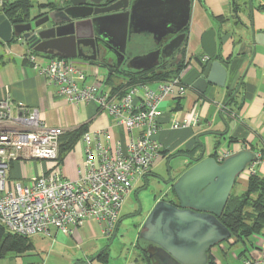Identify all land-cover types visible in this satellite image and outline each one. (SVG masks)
<instances>
[{
    "label": "crops",
    "instance_id": "1",
    "mask_svg": "<svg viewBox=\"0 0 264 264\" xmlns=\"http://www.w3.org/2000/svg\"><path fill=\"white\" fill-rule=\"evenodd\" d=\"M191 1L184 55L185 68L181 71L188 91L184 97L168 99L159 107L160 130L155 140L162 145V149L152 172L135 187V190L142 188L140 198L145 204L144 218H147L160 200L177 203L172 184L195 165V160L215 156L218 161V156L223 150L231 153L228 157L247 150L254 154L264 153V0ZM46 4H40L35 12L33 4L30 19L45 12L48 8L41 6ZM216 18H222L223 22L219 23ZM209 30L216 32L215 59L222 62L228 77L224 88L209 86L207 92L202 94L192 86L202 75L198 59L207 58L203 51L202 38ZM140 37L152 36L133 34L127 49L129 59L148 53L137 42ZM29 49L28 44L21 38L10 44L0 45L2 55L0 99L7 94L13 103H23L30 108L38 109L42 121L48 127L66 131L86 127L88 132L107 129L112 135V147L118 140L125 141L127 134L124 130L117 126L116 121L108 114L100 111L97 105L71 104L60 97L57 86L41 77L37 68L24 59ZM181 51L169 59H173L175 65L183 58ZM73 60L86 72L89 68L88 84L102 82L110 91H114L120 85L124 86L125 80L121 78L114 79L115 88L108 84L107 81L112 74L105 67L98 68L85 61ZM122 69L131 70L127 65ZM100 70L106 73L103 78L98 76ZM92 74H95V80H90ZM239 86L240 90L234 96ZM177 122L183 123L185 127L174 129ZM83 161V145L78 142L61 163L66 178L77 180L82 171ZM34 163L30 171L28 169L26 171V165L29 164L27 163L24 170L15 172L16 176L31 179L38 175L42 164ZM164 165H168V171L157 172ZM46 166L50 168L53 165L47 163ZM257 175L264 178V166L259 169ZM250 178L242 172L236 179L231 195L243 196L249 189ZM168 181H171V184H168ZM163 193H166V198L163 197ZM122 215L123 211L121 217ZM118 229L111 239H107L108 241L116 238ZM100 237L102 234L99 225L86 222L74 237L53 231L51 239L58 244L59 250H68L80 247L83 243H91ZM142 244L139 239L138 246H143ZM242 252L245 254L240 257ZM97 253L88 254L86 263L94 261ZM211 255L215 258L216 264H243L244 261L264 264V228L243 243H236V239L232 238L213 249ZM64 257L69 262H75L74 264H83L76 262V257L68 254ZM136 258L135 260L139 262L141 259V264H144L140 255ZM138 262L136 263L139 264Z\"/></svg>",
    "mask_w": 264,
    "mask_h": 264
},
{
    "label": "built area",
    "instance_id": "2",
    "mask_svg": "<svg viewBox=\"0 0 264 264\" xmlns=\"http://www.w3.org/2000/svg\"><path fill=\"white\" fill-rule=\"evenodd\" d=\"M24 59L57 86L60 97L71 104L97 105L127 138L112 147L109 130L85 133L79 140L84 154L80 177L69 180L59 161L60 138L68 131L48 127L38 109L13 103L6 94L0 99V226L24 237L52 238L53 231L74 237L86 222H94L102 237L111 239L126 198L152 172L160 155L162 145L155 136L160 130L161 103L182 98L188 91L183 74L167 82H125L110 91L102 82L88 84L87 72L73 59L49 58L29 50ZM184 127L177 122L173 128ZM230 155L223 150L218 161ZM34 162L42 164L38 175L31 179L15 175ZM262 166L264 153H255L244 173L255 176Z\"/></svg>",
    "mask_w": 264,
    "mask_h": 264
},
{
    "label": "water",
    "instance_id": "3",
    "mask_svg": "<svg viewBox=\"0 0 264 264\" xmlns=\"http://www.w3.org/2000/svg\"><path fill=\"white\" fill-rule=\"evenodd\" d=\"M67 1L69 7L21 25L12 24L0 6V45L21 38L38 54L81 58L113 74L125 64L131 36L151 35L162 49L127 62L133 71L148 72L160 66L161 57L169 60L183 46V30L189 24L192 5L191 0H117L98 9L87 3L99 5L101 0ZM215 37L216 32L209 30L202 38L207 62L198 59L202 75L192 86L202 94L209 86L224 88L228 77L222 62L215 59ZM89 42L98 56L89 57L78 51L80 44L88 47ZM254 160L255 154L247 150L222 163L214 157L194 161L195 165L172 184L177 203L158 201L142 225L139 239L148 243L152 264H208L212 250L232 237L220 218L237 177Z\"/></svg>",
    "mask_w": 264,
    "mask_h": 264
},
{
    "label": "trees",
    "instance_id": "4",
    "mask_svg": "<svg viewBox=\"0 0 264 264\" xmlns=\"http://www.w3.org/2000/svg\"><path fill=\"white\" fill-rule=\"evenodd\" d=\"M1 7L3 14L14 25L26 24L30 21L31 10L33 8L31 0H3ZM41 7L53 10L56 5L46 4ZM216 21L222 23L223 19L216 18ZM187 29L188 27L183 30L186 34V39L179 50H182L183 58L178 64L175 65L172 59L166 60V62L162 63L160 67L148 72H136L122 69L115 71L114 74L109 76L107 81L108 84L115 88L114 79L120 78L124 79L128 85L137 83L167 82L175 79L185 68L184 55ZM16 39L18 38L13 39L12 42H15ZM29 51L38 54L31 49H29ZM47 57L52 58L50 56ZM1 60L2 55L0 54V61ZM87 132L86 127H81L73 131H68L61 136L59 145L60 163L63 162L65 155L74 149L81 137ZM220 221L230 230L232 233L231 239L235 238L236 243H243L253 234L260 233L264 228V178L259 175L252 176L249 182V189L243 196L235 197L231 195ZM34 249L31 238L7 232L0 226V260L24 256L27 253L34 251ZM244 254L245 252H242L239 256L242 257ZM105 256V260L103 259V256H99L97 259L107 263L108 251ZM210 263L216 264L215 258L211 254Z\"/></svg>",
    "mask_w": 264,
    "mask_h": 264
},
{
    "label": "rangeland",
    "instance_id": "5",
    "mask_svg": "<svg viewBox=\"0 0 264 264\" xmlns=\"http://www.w3.org/2000/svg\"><path fill=\"white\" fill-rule=\"evenodd\" d=\"M14 1V0H9ZM34 4L35 12L38 9L40 4H46L49 2H59L60 0H31ZM3 0H0V5H2ZM139 45H141L145 52L152 51L156 44L152 37H140L137 39ZM89 71V68H88ZM87 71V72H88ZM90 73V72H89ZM105 72L100 70L99 78H103L105 76ZM90 80H95V74L90 76ZM117 88H121L120 86ZM116 88V89H117ZM39 162H37L38 164ZM35 163H33L34 165ZM40 164V163H39ZM26 171H30L32 167V163L26 165ZM168 165L161 166L157 172L164 173L168 171ZM17 175V173H15ZM12 175L10 178H13ZM238 192V189H236ZM163 197L166 198V193H163ZM133 200L132 196H128L125 200L124 208H123V215L120 218L119 222V229L117 232V236L112 241H108L105 238H97L91 243H83L80 247L73 248V249H63L59 250L58 244L53 241V239L44 237L42 235H34L31 238L32 243L34 245V251L27 253L24 256L19 257H12L0 260V264H74L75 262H69L65 255H69L72 257H76V262H82L83 264L88 262L86 261V256L95 255L98 251L104 250L109 248L108 252V261L104 263L98 259L92 261L89 264H137L138 262L136 257L138 255H142L138 249L137 245L139 243V233L141 230V223L144 219L143 217L133 219L132 214L134 213L133 210ZM145 214V213H144ZM115 235V234H114ZM85 244V245H84ZM107 249L103 252H100L99 256H103L104 260L106 258L105 254ZM64 254V255H63ZM219 254V253H218ZM97 257V258H98ZM219 257L222 258L221 254ZM141 264V259L138 262ZM88 264V263H86Z\"/></svg>",
    "mask_w": 264,
    "mask_h": 264
},
{
    "label": "flooded vegetation",
    "instance_id": "6",
    "mask_svg": "<svg viewBox=\"0 0 264 264\" xmlns=\"http://www.w3.org/2000/svg\"><path fill=\"white\" fill-rule=\"evenodd\" d=\"M112 1V2H111ZM113 1H117V0H101L100 1V3H99V5H94V4H91V3H87L89 6H92V7H94V8H98V9H103V8H105V7H107V6H109L111 3H113ZM131 1H133V0H131ZM70 6V4H69V2L67 1V0H60L57 4H56V7H55V9H53V10H56V9H60V10H62V9H65V8H67V7H69ZM53 10H50V9H47L45 12H43V13H41V14H39V15H37L36 17H32L31 19H30V21L29 22H31V20L32 19H35L34 21H36V20H38V19H41L42 17H44L46 14H48L49 12H51V11H53ZM85 45V44H84ZM84 45L83 44H80L79 46H78V51L79 52H81L83 55H85V56H89V57H94V56H98V54L96 55V53L92 50V48H91V43L89 42V43H87V45H88V47H84ZM28 47L30 48V46L28 45ZM31 49V48H30ZM157 49H162V47H158V46H156L152 51H154V50H157ZM32 50V49H31ZM150 52V51H149ZM77 60H81V61H85V62H88V63H90V61H87V60H83V59H81V58H76ZM130 59L127 57V55H126V61H125V64H124V66L125 65H127V62L129 61ZM98 61V60H97ZM160 66H161V64L162 63H165L166 62V59L165 58H160ZM159 66V67H160ZM142 190V188H139V189H134L132 192H131V196L134 198V200H133V210H134V213L132 214V218L133 219H136V218H140V217H143V216H145V204L142 202V200H141V198H140V195H141V193L142 192H140ZM145 213V214H144ZM148 217V216H147ZM146 220V217L143 219V221H142V223H141V227H142V225L144 224V221ZM142 241V240H141ZM143 242V246H141V245H137V249H138V251L142 254L141 255V257H142V260H143V262H144V264H152V261L149 259L150 258V256H149V253L151 252V250H149L148 251V243H146V242H144V241H142ZM145 244V245H144ZM107 249V251L109 252V248H106ZM106 249H104V250H106ZM104 250H101V251H99L98 253H97V255H99V253L100 252H103ZM98 257V256H97ZM97 257H96V259H97ZM92 263V262H91ZM208 264H211L210 263V260H209V262H208Z\"/></svg>",
    "mask_w": 264,
    "mask_h": 264
}]
</instances>
